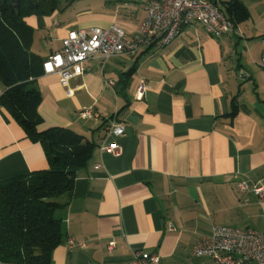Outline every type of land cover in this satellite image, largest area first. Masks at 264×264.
Returning a JSON list of instances; mask_svg holds the SVG:
<instances>
[{
  "label": "crops",
  "instance_id": "crops-1",
  "mask_svg": "<svg viewBox=\"0 0 264 264\" xmlns=\"http://www.w3.org/2000/svg\"><path fill=\"white\" fill-rule=\"evenodd\" d=\"M88 1L61 0L50 15L25 17L32 52L44 60L79 28L117 25L133 35L145 18L136 0ZM241 1L248 17L219 38L187 24L161 48L89 58L67 85L56 73L37 77L38 129L69 128L95 144L70 198H59L63 239L51 264H128L135 250L155 253L158 264H198L193 245L215 224L264 234V201L239 189L240 181L264 182V0ZM90 106L93 114L82 117ZM111 120L122 135L107 132ZM104 142L121 154L101 151ZM46 167L43 147L0 104V182Z\"/></svg>",
  "mask_w": 264,
  "mask_h": 264
},
{
  "label": "trees",
  "instance_id": "trees-1",
  "mask_svg": "<svg viewBox=\"0 0 264 264\" xmlns=\"http://www.w3.org/2000/svg\"><path fill=\"white\" fill-rule=\"evenodd\" d=\"M61 0H0V104L21 126L26 138L39 143L47 167L0 182V264H51L52 252L63 239L57 210L70 198L76 170L90 156L94 142L72 129L39 130L37 108L41 92L36 79L43 74L42 57L31 50L30 15H50ZM234 25L248 17L241 0H222ZM236 113L235 105L229 115ZM66 197L61 202L60 197Z\"/></svg>",
  "mask_w": 264,
  "mask_h": 264
},
{
  "label": "built area",
  "instance_id": "built-area-1",
  "mask_svg": "<svg viewBox=\"0 0 264 264\" xmlns=\"http://www.w3.org/2000/svg\"><path fill=\"white\" fill-rule=\"evenodd\" d=\"M145 11V18L133 35L117 25L108 28H79L68 32L62 39L60 51L51 53L43 62L44 73H56L62 84L67 83L83 72V63L93 56L103 60L121 54H134L148 48H161L171 43L181 32L183 26L196 23L215 38L230 33L233 24L223 11L222 0H136ZM261 65L264 66V37L261 39ZM249 76L244 72L240 77ZM145 90L141 81L136 87L140 98ZM69 93V92H68ZM82 117L93 114L92 107L80 112ZM109 134L120 136L124 129L120 123L111 120L107 129ZM100 150L113 156L121 154L116 142L102 143ZM239 189L252 191L258 201H264V182L249 184L239 182ZM68 248L76 246L74 239H67ZM114 242L108 244V249ZM192 257L198 264H264V234L251 229L215 224L210 232L195 241ZM159 257L152 252L135 250L128 264H158Z\"/></svg>",
  "mask_w": 264,
  "mask_h": 264
},
{
  "label": "rangeland",
  "instance_id": "rangeland-1",
  "mask_svg": "<svg viewBox=\"0 0 264 264\" xmlns=\"http://www.w3.org/2000/svg\"><path fill=\"white\" fill-rule=\"evenodd\" d=\"M88 2H89L88 4H91L94 7H97V6L101 7L102 5L104 6L106 4H109L110 1L109 0H90ZM62 197H64V196H62Z\"/></svg>",
  "mask_w": 264,
  "mask_h": 264
}]
</instances>
